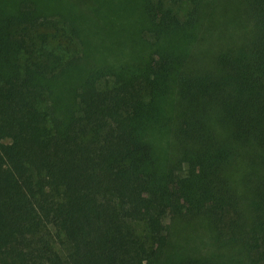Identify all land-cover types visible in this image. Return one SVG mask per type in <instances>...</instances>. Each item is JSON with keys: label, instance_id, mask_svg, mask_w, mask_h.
Returning a JSON list of instances; mask_svg holds the SVG:
<instances>
[{"label": "trees", "instance_id": "1", "mask_svg": "<svg viewBox=\"0 0 264 264\" xmlns=\"http://www.w3.org/2000/svg\"><path fill=\"white\" fill-rule=\"evenodd\" d=\"M0 264H264V0H0Z\"/></svg>", "mask_w": 264, "mask_h": 264}, {"label": "rangeland", "instance_id": "2", "mask_svg": "<svg viewBox=\"0 0 264 264\" xmlns=\"http://www.w3.org/2000/svg\"><path fill=\"white\" fill-rule=\"evenodd\" d=\"M187 3L186 2H182L181 4H179V5H176V6H173V9H175L176 11H181V12H184V11H186V9H187ZM167 222V221H166Z\"/></svg>", "mask_w": 264, "mask_h": 264}]
</instances>
